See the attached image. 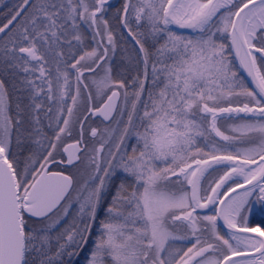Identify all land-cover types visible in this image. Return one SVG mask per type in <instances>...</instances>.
<instances>
[{
  "label": "snow or ice",
  "instance_id": "snow-or-ice-1",
  "mask_svg": "<svg viewBox=\"0 0 264 264\" xmlns=\"http://www.w3.org/2000/svg\"><path fill=\"white\" fill-rule=\"evenodd\" d=\"M112 7L19 0L0 26V264H76L85 248V264H264V221H248L257 205L264 211V0H124L114 19L143 66L130 84L113 77ZM238 97L249 102L233 106ZM114 114L117 124L127 115L114 146L105 152L115 129L85 145L91 172L73 187L71 175L53 170L64 163L57 145L78 127L76 143L63 148L74 149L72 165L85 122ZM219 118L238 121L231 135ZM213 164L223 173L206 180ZM73 202L76 215L62 224ZM210 206L212 214L198 213Z\"/></svg>",
  "mask_w": 264,
  "mask_h": 264
},
{
  "label": "rangeland",
  "instance_id": "rangeland-1",
  "mask_svg": "<svg viewBox=\"0 0 264 264\" xmlns=\"http://www.w3.org/2000/svg\"><path fill=\"white\" fill-rule=\"evenodd\" d=\"M115 4H118L119 1L121 0H115ZM108 17V14L106 16V18ZM108 19V18H107ZM118 22L116 23V27L113 30L114 35H116V32L118 33V31H120L122 29L123 33L126 35L125 30L123 28L120 29V26H118ZM118 29V30H117ZM120 31V33L122 32ZM185 35V34H184ZM127 36V35H126ZM192 36V35H189ZM124 37V35L122 36ZM119 40H117L118 42ZM124 42H126L128 45L121 43L120 46H118L119 42L117 43V49H116V53L115 55L112 57V69H113V77L114 78H120V79H124L126 84H130L131 79L136 76L139 75L138 70H140V72L142 73L143 70V66L142 64L138 61V59L136 58V55H132V53L130 52L129 49H136V45L134 43V41L130 38L127 37V39L125 38ZM162 43V41H161ZM149 44H151V42H149ZM93 46V45H92ZM90 44H84V47L88 48L90 50V48L92 47ZM128 48H127V47ZM159 46V45H158ZM157 46V47H158ZM132 50V51H133ZM229 56V59L233 61L232 56L230 53H226ZM137 62H135V61ZM235 64V63H234ZM236 66V65H235ZM141 67V69H140ZM237 69V67H236ZM238 70V69H237ZM99 71V70H98ZM151 76V70L149 69V77ZM149 85L146 84V88ZM131 87H129V91H131ZM132 97H129V103H131ZM245 102H249L247 98L245 97H238V98H234V103L233 106H242L243 103ZM94 105L99 106L101 103L100 99L94 100L92 102ZM250 106H252L250 104ZM79 110L81 112H83V107H80ZM118 118L115 117V119L109 123L108 125H103V124H98L97 122L93 121V120H88L85 123V126L90 127V128H96L98 130V136L97 138H94L91 142H90V149L93 148L94 146H98L99 142H100V136L105 134V129H108L109 131H111L112 129H115V133H113L112 135V139L109 143V145L106 146L105 148V152H107V148L108 147H113L114 143L116 141V138L118 137L120 130L122 129L124 122L127 120V115L119 118L120 123L117 124L115 121ZM238 123V121L236 120H224L222 118H219L217 121V126L220 127L221 131H225V134L231 135L232 133L230 131H227L228 128H230V126H232L233 124ZM76 126L72 127V131H71V135H65L62 137L61 142L57 145V160L60 161L62 160V155H63V147L70 143V142H74L77 141L78 138V133L77 130L75 131ZM90 128L88 129V134L90 132ZM78 129V127H77ZM105 138L107 139V136L105 135ZM213 139L217 142L218 145H224L227 142H224L222 140H220L219 137H215V134L213 133ZM134 142V140H133ZM93 144V146H92ZM206 151H208L209 149H205ZM90 155V152H87L86 154L83 155V157L81 158V161L79 163V165L74 168L72 171H70V175L73 177L75 185L74 187L77 186V183L82 184L84 182V180L87 178L88 174L91 172V166L89 165V162L87 160V156ZM218 171H211V177H209V175L207 174V176L205 177L206 180H211L214 178H218L219 175H221L223 173L224 168H218ZM123 179V176L120 175L117 178L114 179L113 181V185L111 187V189L106 193L105 198H104V203L108 204L111 202V197L114 194L116 185L120 182V180ZM175 179V178H173ZM127 184L131 185L132 181L131 178H129L127 181H125ZM202 186L206 187V184L202 183ZM76 210H77V204L76 203H72L71 208L69 209V215L67 217L64 218V220L62 221V224H66V223H70L71 219L76 215ZM212 214V213H210ZM105 215L104 212L101 211L99 213V219H104ZM249 224L250 225H254L252 222L254 221H264V211L260 210L259 205L256 206V208L249 214V218H248ZM99 227H98V223L94 224L92 227V236L89 237V240H93L95 239V235L98 232ZM221 231V229H220ZM221 233L223 234V232L221 231ZM182 244H187V241L184 242H179ZM91 244H89L88 247H90ZM87 254V248L84 249V251L81 253V255L79 257H74V261L76 262V264H85V255Z\"/></svg>",
  "mask_w": 264,
  "mask_h": 264
},
{
  "label": "trees",
  "instance_id": "trees-1",
  "mask_svg": "<svg viewBox=\"0 0 264 264\" xmlns=\"http://www.w3.org/2000/svg\"><path fill=\"white\" fill-rule=\"evenodd\" d=\"M18 2H19V0H0V26H2L4 23H6L7 19L10 18V16H9L10 10H12L14 8V6ZM123 2H124V0H121V1L118 2V4L114 5L112 8L109 9L107 18L109 20V26H110V28L112 30L115 29L116 23H117V20L114 19L115 11H116L117 8H119L122 5ZM118 26H119V24L117 25V27ZM120 29H121V27H120ZM120 31H122V29ZM120 31H118V33L116 32V35H115L117 40H119L118 41L119 42L118 46H120L121 43H124V44L128 45L126 42H124L125 38L127 39V36L123 33L124 37H122ZM84 36L86 37L84 44L87 43V44H90L91 46L92 45L95 46V41H93L91 39V37H92V30L91 29H88L87 27H84ZM150 45L151 44H149V46ZM129 48H130V46H129ZM129 50H130V52L132 53L133 56L136 55V49L133 50L131 48ZM140 69H141V67H140ZM138 72H139V74H141L140 70H138ZM6 79L8 81L7 87H8V93H9L8 102H9V105H10V114L11 115H15V111H16L15 105H16V102H17V92H16L15 88L12 86L13 83H14L13 78L12 77H6ZM45 123H47V121H45ZM45 130L49 133V135H51V130L50 129H45ZM76 130H77V127L75 128V131ZM56 169L58 170L59 168L56 167ZM255 222L258 223L257 221H254L252 223L254 224Z\"/></svg>",
  "mask_w": 264,
  "mask_h": 264
},
{
  "label": "water",
  "instance_id": "water-1",
  "mask_svg": "<svg viewBox=\"0 0 264 264\" xmlns=\"http://www.w3.org/2000/svg\"><path fill=\"white\" fill-rule=\"evenodd\" d=\"M114 1L115 0H109L110 4H112ZM124 30L127 33V30L126 29H124ZM175 30L181 32L182 34L195 35L192 32V30H187V29H175ZM231 55H232V59L234 60L235 65H236V67L238 69L239 74L244 78V80L246 81V83L248 84V86L250 88H254V84L252 83L251 78L247 75V72L243 68L240 67L238 59H236L234 57V54H231ZM86 75H88V74L86 73ZM241 115H243V114H241ZM92 118L93 119H100V120L104 121L105 123H109L115 118V114L113 115V119L112 120H104V118L102 116H92ZM75 143L76 142L69 143V144L65 145V147H68L69 145H74ZM83 150H84V146H83V144H81V151L76 152L75 154L80 156V154L83 152ZM73 151H74V149H72V148H69V152H64L63 151L64 156H65V162L61 164L62 166L66 167V168H71V167H74L75 165L78 164L79 160H74L72 165H68L66 163L69 153H71ZM222 167H223L222 165L213 164V167L209 168L208 172L210 173L214 169H218V168H222ZM207 174L208 173L205 174V177L207 176ZM233 195H235V193H233ZM211 211H212V207L211 206L208 209H198V213H200V214H207V213H209ZM218 223L222 224V222H218ZM221 229H222L223 232L226 231V229L223 228V227Z\"/></svg>",
  "mask_w": 264,
  "mask_h": 264
},
{
  "label": "flooded vegetation",
  "instance_id": "flooded-vegetation-1",
  "mask_svg": "<svg viewBox=\"0 0 264 264\" xmlns=\"http://www.w3.org/2000/svg\"><path fill=\"white\" fill-rule=\"evenodd\" d=\"M96 122L98 123V124H103V125H106V124H104L101 120H96ZM90 127H87V126H84V128H83V133H84V138H83V143H84V146L85 145H87L88 146V149H90V142L94 139V138H97V137H91L90 136V132H89V134H88V129H89ZM97 136H98V134H97ZM92 143V142H91ZM92 146H93V144H92ZM88 151H85L84 150V152L81 154V158L83 157V155L84 154H86ZM80 161H81V159H80ZM59 166V165H58ZM55 167V166H54ZM60 167V169H61V171L63 170V167H61V166H59ZM64 171V170H63Z\"/></svg>",
  "mask_w": 264,
  "mask_h": 264
}]
</instances>
